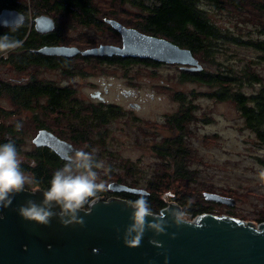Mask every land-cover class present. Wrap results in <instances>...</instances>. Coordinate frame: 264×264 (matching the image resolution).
<instances>
[{
  "label": "rangeland",
  "instance_id": "1",
  "mask_svg": "<svg viewBox=\"0 0 264 264\" xmlns=\"http://www.w3.org/2000/svg\"><path fill=\"white\" fill-rule=\"evenodd\" d=\"M96 2L101 9L103 21L115 19L127 27L139 29L136 26L139 20L137 8L118 0ZM230 13L231 16L222 15L223 26L232 28L243 38L257 36L255 29L261 19L253 15L252 10L247 9L241 16L234 11ZM38 15L29 8L25 22L34 27V20ZM217 16L220 18V15ZM108 25L110 24L106 22L102 29L65 28L66 42L63 44L80 49L101 44L121 46V35L109 29ZM227 46L230 55L226 64L241 68L247 63L264 79V53L247 46ZM200 63L202 69H214V65L209 62ZM76 66L82 68L84 74L63 76L58 70L37 68L19 73L8 65H0V79L17 84L29 81L34 75L41 81L71 86L76 90L83 107L102 104L104 107L113 105L120 109L119 117L94 131L91 143L74 144L80 150L91 152L95 149L96 159L104 164V168L98 172L100 179L106 183L105 190H110L109 184L118 182L120 176L128 183L136 180L139 182L138 188L149 190L146 187L147 181L157 182L161 176L171 173L166 161L155 149L162 141L174 135L169 119L182 106L192 107L191 119L187 122L185 133V143L189 146L186 160L188 178L169 179L159 184L161 197L168 203H177L182 211L185 210L182 202L186 197L189 198L188 207L204 201L205 205L213 207L214 214L232 216L227 214L232 212L236 215L232 217L259 224L258 219L264 217V176L261 175L264 173V146L245 127L244 120L233 102L213 98L210 94L214 89L207 85L181 79V71H192L186 69L188 65L133 63L123 66L117 63L86 62L78 58ZM258 89V84L243 88L248 94ZM99 91L103 100L92 97ZM134 91L135 94H128ZM177 93L186 96L185 104L176 99ZM0 105L15 113L12 121L20 120L25 138L24 154L36 146L33 139L38 134L40 124H37L35 116L56 134L68 140L71 135L70 125L78 122L69 118V112H63L64 116L60 113L47 115L39 104L34 105V110L19 111L4 97L0 99ZM101 142H104V146ZM24 154H20L21 162H30ZM206 192L233 198L236 203L229 206L207 201L204 197ZM99 194L103 195V192ZM187 217L188 220L191 219L188 214Z\"/></svg>",
  "mask_w": 264,
  "mask_h": 264
},
{
  "label": "trees",
  "instance_id": "2",
  "mask_svg": "<svg viewBox=\"0 0 264 264\" xmlns=\"http://www.w3.org/2000/svg\"><path fill=\"white\" fill-rule=\"evenodd\" d=\"M118 1L139 10V20L136 22L138 30L166 38L182 48L190 49L199 62H209L214 65L213 70L181 71L180 78L213 88L214 90L210 95L219 101L233 102L244 120L245 127L251 130L259 144L264 146V79L253 71L251 65L247 63L241 68L230 67L228 63L226 64L228 62L227 57L230 55L227 44L252 47L258 52L264 53V2L258 0ZM29 8L34 11L35 15L42 16L41 14H43L53 18L56 29L42 34L36 31L35 26H30L28 22L20 24L16 31H11L8 27H0V35L8 34L23 41L21 47L11 51L6 56L0 55V65H8L16 72L24 73L37 68L58 70L63 76L84 74L82 68L76 66V59L78 58L86 62L117 63L123 66L133 63L161 64L151 59L134 57L77 56L76 58H68L40 54L38 50L44 46L64 45L63 43L66 42L65 28L94 27L102 29L106 22L101 17V9L96 0H0V12L4 9H11L27 16ZM247 9L252 10L253 15L259 16L261 19L260 24L255 29L256 37L243 38L237 35L232 28L223 26L224 17L222 15L231 16L230 12L234 11L241 16ZM217 15H220V18ZM108 28L116 32L110 25ZM254 84L259 85L257 91L248 94L243 90L246 85L252 87ZM4 97L8 98L19 111L34 110V105L39 104L47 115L60 113L64 116L65 113L63 112H69V118L78 121L70 125L71 135L69 139L73 144L91 143V135L95 134L94 131L106 126L110 120L119 117L120 114V109L113 105L83 107L79 102L76 90L71 86H59L50 81H41L34 75L30 77L29 81L17 84L0 79V99ZM176 99L185 104L186 96L177 93ZM191 108L188 105L182 106L177 114L169 119V125L174 135L162 141L155 149L171 170V173L161 176L157 182L149 180L146 184L149 189H145L148 192L147 200L157 214L169 205L161 197L159 184L169 179L188 178L189 170L186 160L189 146L185 143V133L187 122L191 119ZM14 114L13 111L5 110L0 105V143L12 139L20 154L23 155L24 131L23 127L19 130L16 129V124L20 120L12 121ZM35 120L38 122L37 124H40L39 128L53 131L42 121L36 119V116ZM90 139L91 141H89ZM100 144L104 146V142ZM24 155L30 162L22 163L23 170L34 172L35 183L46 189L52 174L56 169L62 167L63 162L50 148L35 147ZM117 180L119 183L131 187L139 186V182L136 180L133 183H128L121 176ZM111 193V196L124 198L128 201L136 200L141 195L127 192ZM188 199L184 197L182 206L185 208V213L190 216V220L203 213H215L213 207L205 205L206 202L204 201H198L188 207L190 205ZM227 214L236 216L232 212ZM258 222L259 224L264 222V217L259 218Z\"/></svg>",
  "mask_w": 264,
  "mask_h": 264
},
{
  "label": "water",
  "instance_id": "3",
  "mask_svg": "<svg viewBox=\"0 0 264 264\" xmlns=\"http://www.w3.org/2000/svg\"><path fill=\"white\" fill-rule=\"evenodd\" d=\"M18 15L22 17L20 24L24 23L25 16L21 12L2 10L0 27H7L5 23L11 24ZM105 21L121 35V46L101 44L87 49L66 45L44 46L38 52L68 58L78 55L134 57L188 65V70H202V64L190 49L127 27L115 19ZM34 22L39 33L55 29L54 19L47 15L36 17ZM33 142L37 147L52 149L62 158L78 150L48 130L39 131ZM109 189L148 194L143 188L119 182L109 184ZM204 197L207 201L229 206L236 203L233 198L213 192L204 193ZM29 199L40 203L43 200L41 190L34 193L24 190L15 195L11 206L0 208V216L4 217L0 219V264H149V261L151 264H164L165 255L168 264H264V222L256 225L228 215L203 213L194 220H188L190 224L199 223L202 227L181 225L177 228L172 225L170 212L182 209L177 203H169L160 213L172 225L166 229L168 234L155 235L148 230L140 246L129 248L123 243V235L131 222L132 210L124 198H98L95 205H89L79 213L85 221L84 227L76 224L63 226L58 218H53L49 226L24 220L15 209ZM53 211L58 212L59 208ZM173 232L177 233L175 239L171 238ZM150 240L162 246L157 247L149 243Z\"/></svg>",
  "mask_w": 264,
  "mask_h": 264
},
{
  "label": "clouds",
  "instance_id": "4",
  "mask_svg": "<svg viewBox=\"0 0 264 264\" xmlns=\"http://www.w3.org/2000/svg\"><path fill=\"white\" fill-rule=\"evenodd\" d=\"M22 17L16 16L11 24L5 23L11 31H16ZM23 41L8 34L0 35V55H7L11 51L22 46ZM21 124H16L19 130ZM33 166H35L33 164ZM104 164L96 159L95 149L91 152L77 150L64 158L62 167L56 169L48 181V187L41 190L43 200L40 203L29 199L20 205L15 211L26 221L35 222L38 225L49 226L53 218H58L63 226L72 224L84 227L85 221L79 213L86 206L96 204L100 192L106 189V183L100 179L98 170L103 169ZM264 176V173H261ZM34 183L31 175L21 168L20 152L16 143L8 139L0 143V208H8L15 195L23 192L26 185ZM36 189H33L35 192ZM143 193V190H141ZM127 206L132 210L130 224L123 235V243L129 248L140 246L146 231L151 230L155 235H167V227L181 225L202 227L201 224H190L187 214L182 210L170 212L172 225L164 218L163 214L153 211L147 200V193H143L136 200H129ZM59 211H53L54 208ZM153 218L149 220L148 218ZM0 216V219H3ZM119 233V229L116 230ZM177 233H171L175 239ZM149 243L161 247L155 240ZM151 264V261H149ZM164 264H168L165 255Z\"/></svg>",
  "mask_w": 264,
  "mask_h": 264
},
{
  "label": "flooded vegetation",
  "instance_id": "5",
  "mask_svg": "<svg viewBox=\"0 0 264 264\" xmlns=\"http://www.w3.org/2000/svg\"><path fill=\"white\" fill-rule=\"evenodd\" d=\"M23 14V13H22ZM25 16V15H24ZM25 21H27V19H26V16H25ZM24 21V22H25ZM136 93V91H134V92H129L128 94H130V95H132V94H135ZM96 95H99V96H97L96 97ZM95 95V97L96 98H98V99H102L103 100V98H102V96L100 95V91L97 93ZM92 97H94V95H92ZM102 105V104H101ZM41 130H48V131H50V132H52L53 134H55L56 136H58L60 139H62V140H64V141H67V142H70L73 146H75L76 147V145H74L73 144V142L72 141H70V140H68L67 138H63V137H61V136H59L58 134H56L55 132H53V131H51V130H49V129H46V128H39L38 129V131H37V133L39 132V131H41ZM35 147H37V146H35ZM37 148H48V147H37ZM78 148V150H80V148L79 147H77ZM60 159H61V161L64 163V158H62L60 155H58L55 151H53ZM75 152V151H74ZM74 152H70L68 155H70V154H73ZM62 154H66V153H64V152H62ZM67 155V156H68ZM66 156V157H67ZM27 161H28V159H27ZM22 163H24V162H21V168H22V170H23V167H22ZM23 171H25V173H27V174H29V175H31L32 176V178H33V180H34V183H32V184H30V185H26V187H25V190L26 191H29V192H32V193H34L33 192V189H36V191H38V190H43V188L39 185V184H37V183H35V174H34V172H32V171H29V170H23ZM108 188H109V186H108ZM138 188V187H137ZM35 191V192H36ZM114 192V193H117L116 191H113V190H105V191H102L103 192V195L101 194L100 195V197L98 196V198H113L114 196H111L110 194H112L111 192ZM123 192H125V191H123ZM127 193H130V192H127ZM109 195V196H108Z\"/></svg>",
  "mask_w": 264,
  "mask_h": 264
},
{
  "label": "built area",
  "instance_id": "6",
  "mask_svg": "<svg viewBox=\"0 0 264 264\" xmlns=\"http://www.w3.org/2000/svg\"><path fill=\"white\" fill-rule=\"evenodd\" d=\"M107 200H109V199H107ZM167 207H168V206H167ZM167 207H166V208H167ZM162 210H163V209H162ZM162 210L160 211V213L162 212ZM160 213H158V214H160ZM193 220H194V219H193Z\"/></svg>",
  "mask_w": 264,
  "mask_h": 264
},
{
  "label": "bare ground",
  "instance_id": "7",
  "mask_svg": "<svg viewBox=\"0 0 264 264\" xmlns=\"http://www.w3.org/2000/svg\"><path fill=\"white\" fill-rule=\"evenodd\" d=\"M102 17V16H101ZM108 18V17H107ZM35 144V143H34Z\"/></svg>",
  "mask_w": 264,
  "mask_h": 264
}]
</instances>
